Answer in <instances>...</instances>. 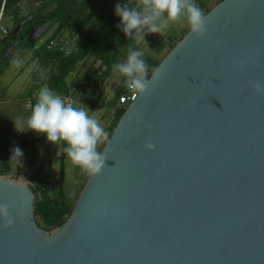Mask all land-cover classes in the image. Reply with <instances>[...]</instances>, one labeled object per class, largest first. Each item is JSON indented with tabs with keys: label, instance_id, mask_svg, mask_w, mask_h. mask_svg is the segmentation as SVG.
Masks as SVG:
<instances>
[{
	"label": "water",
	"instance_id": "water-1",
	"mask_svg": "<svg viewBox=\"0 0 264 264\" xmlns=\"http://www.w3.org/2000/svg\"><path fill=\"white\" fill-rule=\"evenodd\" d=\"M205 15V35L189 30L127 105L55 237L35 222L33 189L0 176L15 220L0 227V264H264V94L251 87L264 84V0Z\"/></svg>",
	"mask_w": 264,
	"mask_h": 264
},
{
	"label": "rangeland",
	"instance_id": "rangeland-1",
	"mask_svg": "<svg viewBox=\"0 0 264 264\" xmlns=\"http://www.w3.org/2000/svg\"><path fill=\"white\" fill-rule=\"evenodd\" d=\"M35 1L23 0L20 6L23 11L29 10L31 4L33 5ZM110 1L98 0L99 4H105V2L109 4ZM218 2L219 0H200L194 3L206 14ZM4 24L9 29L12 27L10 17L5 16ZM54 29V27L49 29L37 41V44H41V42L52 36ZM189 30L190 27L186 18L182 17L179 21L170 24L162 33H147V31L140 33L136 38V45L154 58L162 60ZM62 34L75 42L68 33L62 32ZM37 66L38 62L33 58L32 50H28L23 56L0 68V144L5 141L8 142V149L0 157V163L5 160L10 166L9 173L0 176L19 181L32 189L40 181L49 193H54L59 184L58 167L62 150L61 142L55 145L49 143L47 139L28 142L32 131L28 130L25 123L31 113V109L26 106V100L23 99L26 93L29 91L33 92L36 96L35 101H37L40 88L47 87V85L33 87L31 84V75ZM101 69L103 68L100 66V62L92 54H89L78 64L74 71L66 76L65 81L70 94L74 98V106L87 110L89 115L94 116L109 134L110 127L114 121V108L110 106V101L120 86L118 74L112 72L105 82L100 84H98L97 80L90 85L88 79H85L80 86L77 83L87 74L91 75L90 78H92L93 72L99 73ZM92 91L95 92L93 93ZM106 140L98 145L100 152ZM16 147L21 149L22 156L13 157V149ZM88 176L89 174L82 168L73 165L66 154L63 187L74 201V205ZM39 228L42 229L41 227ZM60 229L61 226L50 230H42L47 237L53 238L59 233Z\"/></svg>",
	"mask_w": 264,
	"mask_h": 264
},
{
	"label": "trees",
	"instance_id": "trees-1",
	"mask_svg": "<svg viewBox=\"0 0 264 264\" xmlns=\"http://www.w3.org/2000/svg\"><path fill=\"white\" fill-rule=\"evenodd\" d=\"M22 1V0H21ZM38 5L28 14H21L19 2L20 0H6L4 6V16L10 17L12 27L8 34L0 39V54L5 51L10 43L12 29L24 20L28 15L32 14L37 20L45 13V10L51 6L54 9L48 11V17L60 20V24L54 29L53 35L66 32L75 40L76 49H72L69 53L64 54L60 50H50L46 48V42L37 49L26 41L20 49V55L23 56L28 50H32V56L38 62L37 68L32 72L31 84L33 87L47 85L53 92L59 95L70 94L68 85L65 81L66 76L74 71L78 64L82 62L89 54H92L103 68L100 72L87 74L78 81V86L85 79H91L93 82L98 80V84L104 82L112 72H116L120 79V86L116 90L110 101V106L114 108V121L110 127L108 137L110 136L117 121L124 113L125 109L118 105L119 97L126 91L127 77L122 76L118 70H114V65L126 62L129 49L139 50L143 52L142 59L148 66V77L158 66L161 60L154 58L151 54L139 49L136 45V38L140 33H133L131 36H125L120 27V17L116 15V6L134 7L138 0H111L109 4H99L98 0H84L77 7L76 0H36ZM200 0H194V2ZM221 1V0H219ZM1 4V0H0ZM50 13V15H49ZM5 18V17H4ZM19 35H23L24 29ZM24 42V41H22ZM96 88V87H95ZM94 90V89H93ZM93 93L95 91H92ZM33 93V92H31ZM33 95V94H32ZM30 95V96H32ZM36 98V96H35ZM35 98L32 100V108L35 105ZM31 114V113H30ZM46 139L42 133L32 134L28 142H37ZM64 147L66 144L61 142V157L58 167V187L54 193H49L43 183L38 181L33 186L35 194L34 219L38 227L43 230H50L62 226L70 216L74 207V201L69 197L63 187L65 177V156ZM8 149V142L0 144V157H2ZM10 171L7 161L2 160L0 163V175H6Z\"/></svg>",
	"mask_w": 264,
	"mask_h": 264
},
{
	"label": "clouds",
	"instance_id": "clouds-1",
	"mask_svg": "<svg viewBox=\"0 0 264 264\" xmlns=\"http://www.w3.org/2000/svg\"><path fill=\"white\" fill-rule=\"evenodd\" d=\"M115 11L120 17V27L125 36H131L134 32L138 34L145 29L147 33H162L182 17L186 18L195 36L202 37L207 32L206 15L194 0H138L134 7L117 4ZM142 56V51L129 49L126 62L114 65V70L127 77L126 87L133 99L146 93L150 81L157 82L161 76V71L154 69L151 80L147 78L148 66ZM251 87L257 94H264V84L252 82ZM25 123L28 130L44 134L49 143L66 144L64 152L72 164L89 175H96L104 168L106 157L98 150V145L107 139L108 133L87 110L67 103L48 87L40 88ZM144 147L147 151L155 149L151 142H146ZM22 155L19 147L13 149V157ZM14 222L9 205L0 204V227L10 228Z\"/></svg>",
	"mask_w": 264,
	"mask_h": 264
},
{
	"label": "built area",
	"instance_id": "built-area-1",
	"mask_svg": "<svg viewBox=\"0 0 264 264\" xmlns=\"http://www.w3.org/2000/svg\"><path fill=\"white\" fill-rule=\"evenodd\" d=\"M6 0H1L0 4V39L8 34L9 28L4 24V6ZM38 3H36L37 5ZM39 46L34 45V49H37ZM46 48L50 50H60L63 51L64 54L69 53L72 49H76L75 42H73L68 37L63 34H57L52 37L50 40L46 42ZM67 103H71L74 105V98L71 94H64L61 96ZM35 98V95L30 96L26 101V106L31 108L32 100ZM134 99L132 98V94L128 91L126 87V91L119 97L118 105L122 108H126L127 105L132 102Z\"/></svg>",
	"mask_w": 264,
	"mask_h": 264
},
{
	"label": "flooded vegetation",
	"instance_id": "flooded-vegetation-1",
	"mask_svg": "<svg viewBox=\"0 0 264 264\" xmlns=\"http://www.w3.org/2000/svg\"><path fill=\"white\" fill-rule=\"evenodd\" d=\"M83 1L84 0H76L77 7H79ZM49 15H50V13H49ZM45 23H47V25H48V28H47V30H48V29H50L52 27L57 28L59 26V24H60V20L54 18V16H49L48 17V15L44 14L39 19L35 20L33 18L29 23H27L26 24L27 25V28L24 29V32H23L24 34L23 35H18L16 38H13L12 36H10V40L11 41H10V43H9L8 46L13 45V48L8 53V55L2 61H0V68L4 67L7 64L8 59H10L11 57H12V61H14L15 59H17V58H19L21 56L20 55V49L24 45L25 41H27L26 40V37L28 36L27 35L28 34L27 31L31 27L32 28H37V27H39V26H41V25H43ZM25 26H23V28ZM22 41H24V42H22ZM2 54L3 53L0 54V57H1Z\"/></svg>",
	"mask_w": 264,
	"mask_h": 264
},
{
	"label": "crops",
	"instance_id": "crops-1",
	"mask_svg": "<svg viewBox=\"0 0 264 264\" xmlns=\"http://www.w3.org/2000/svg\"><path fill=\"white\" fill-rule=\"evenodd\" d=\"M22 1H23V0H22ZM22 1L19 2V7H20L21 14H23V15L28 14L29 12H31L32 10H34V8L38 5V4L36 5L37 1H35L33 5H32L31 2H30V4H31V8H29V10H25V11H23L22 8H21V6H20V3H21ZM52 9H54V6H51V7H49L48 9H46V10H45L46 15L48 14V11H50V10H52ZM30 15H32V14H30ZM28 16H29V15H28ZM28 16H27V17H28ZM32 16H33V15H32ZM33 18H34V16H33ZM33 18H32V19H33ZM22 29H23V28H22ZM50 29H51V28H50ZM48 30H49V29H48ZM48 30H47V31H48ZM21 31H22V30H21ZM47 31H45V33H46ZM45 33H44V34H45ZM44 34H43V35H44ZM43 35H42V36H43ZM42 36H41V37H42ZM41 37H40V39H41ZM52 37H54L53 34H52V36H50L48 39H46V41L50 40ZM40 39H37V40L35 39L34 44H31L30 41H26V42H27L29 45H31V46L33 47V50H34V45L40 47V45H42L43 43L46 42V41H44V42H41V44H37V41H39ZM88 80H89L90 85L93 84V81H92L91 79H88ZM104 82H105V81H104ZM32 94L35 95L34 93H31V91L27 92L26 95H25V97H24L23 99H25V100L27 101V99H28V98L30 97V95H32ZM59 96L61 97V95H59ZM35 99H36V98H35ZM35 102H36V101H35Z\"/></svg>",
	"mask_w": 264,
	"mask_h": 264
}]
</instances>
